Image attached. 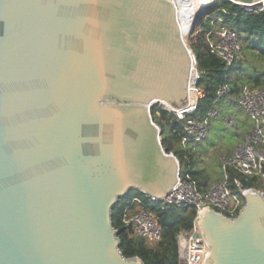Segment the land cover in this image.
<instances>
[{
    "label": "water",
    "instance_id": "obj_1",
    "mask_svg": "<svg viewBox=\"0 0 264 264\" xmlns=\"http://www.w3.org/2000/svg\"><path fill=\"white\" fill-rule=\"evenodd\" d=\"M193 59L171 0H0V264H144L112 212L176 182L151 110L186 106ZM242 198L199 213L204 264H264V196Z\"/></svg>",
    "mask_w": 264,
    "mask_h": 264
},
{
    "label": "built area",
    "instance_id": "obj_2",
    "mask_svg": "<svg viewBox=\"0 0 264 264\" xmlns=\"http://www.w3.org/2000/svg\"><path fill=\"white\" fill-rule=\"evenodd\" d=\"M258 1L262 4L261 8L253 12L264 10V0ZM208 20H210V29L204 35L207 53L223 65V80L216 89V99L213 102L215 107L210 109L204 117L195 116L205 93L197 86L198 77L203 72H198L194 57V74L187 89L186 106L180 109L163 107L180 125L173 133L179 138L182 149L181 158L187 163L183 167L182 161L170 153L177 162L178 170L176 182L167 195L161 199L143 194L144 199L133 197L121 214V223L130 238L140 239L147 245L154 246L162 239V229L156 216L147 210L148 207L159 204L162 210H169L172 207L193 209L196 215L191 228L181 230L175 239L176 264H204L209 249L197 225L201 211L211 208L227 218H235L243 206L242 195L246 189H249L245 188L243 183L250 179L259 183L258 191L264 196V87L243 86L237 96L236 107L245 113L252 126L241 135L235 146L219 155L222 177L211 182L203 190L192 177L195 169L189 160L190 154L195 152V145L207 138L211 120L219 116L216 107L220 101L229 99L231 94L229 79L233 74V65L241 58L239 35L220 26L222 23L220 18L215 21L211 18ZM190 94L193 95V99H190ZM224 123L227 127H235L232 119L224 118ZM229 170L243 180L242 182L240 178L234 177L233 190L229 188Z\"/></svg>",
    "mask_w": 264,
    "mask_h": 264
},
{
    "label": "trees",
    "instance_id": "obj_3",
    "mask_svg": "<svg viewBox=\"0 0 264 264\" xmlns=\"http://www.w3.org/2000/svg\"><path fill=\"white\" fill-rule=\"evenodd\" d=\"M216 17L222 20L220 26L236 32L241 41V58L233 65V74L229 79L231 94L229 99L222 100L218 104H234L243 86L251 88L264 87V10L258 12H248L243 8L227 1L217 0ZM210 29V20L203 22V40L192 48L199 75L197 86L205 93L204 99L199 103L196 117H204L206 113L214 108L216 99V89L223 80V65L213 56L208 55L207 47L204 43V35ZM196 48V49H194ZM153 122L158 125L162 135V146L167 153H172L176 158L182 156V149L179 145V138L173 131L180 127L174 120L173 115L160 106H154L151 110ZM179 145V148L177 146ZM191 164L194 165L193 155L190 154ZM199 176H203L202 178ZM192 177L198 182V186L203 190L209 180L207 175L194 171ZM229 188L234 189L232 179L237 176L229 170ZM245 188L259 190V183L253 179L244 182ZM133 197L144 196L139 192H130L126 197L120 199L112 212V222L118 232L121 241L120 251L126 258L138 257L144 264H176L177 247L176 236L181 230L191 228L195 219L193 209L170 208L162 210L159 204H152L147 208L154 214L162 229V239L154 246L147 245L143 240L130 238L121 223V214L127 203Z\"/></svg>",
    "mask_w": 264,
    "mask_h": 264
},
{
    "label": "rangeland",
    "instance_id": "obj_4",
    "mask_svg": "<svg viewBox=\"0 0 264 264\" xmlns=\"http://www.w3.org/2000/svg\"><path fill=\"white\" fill-rule=\"evenodd\" d=\"M216 1L213 2L207 8L208 14L201 20L200 24H198L194 29L189 38L186 39L187 46L192 50L193 47L197 46V43L203 40L202 35V24L206 22L208 19H212L213 21L217 20L216 17ZM211 20V21H212ZM217 24V23H216ZM218 26V25H216ZM196 49V48H194ZM219 111V116L216 119L211 120L209 130H208V138L201 145V150H205L209 152V156L205 159V162H202L203 165H200V170L203 172H207V176L209 180L214 181L222 177V171L220 166L217 164L216 156L219 151H222L224 147H228L233 144L232 137L237 131L244 130L242 125L240 124V119H242L243 111L238 109L236 106H228V104H220L216 107ZM224 118L232 119L235 123V127H227L224 123ZM244 122V121H243ZM178 148L179 145L177 144ZM210 154H212L210 156ZM207 155V153H206ZM194 156V154H193ZM182 161L183 167H185L187 161ZM190 160V159H189Z\"/></svg>",
    "mask_w": 264,
    "mask_h": 264
},
{
    "label": "bare ground",
    "instance_id": "obj_5",
    "mask_svg": "<svg viewBox=\"0 0 264 264\" xmlns=\"http://www.w3.org/2000/svg\"><path fill=\"white\" fill-rule=\"evenodd\" d=\"M176 7V20L184 43L193 32L196 18L215 0H171ZM258 0H253L256 2ZM187 45V44H186ZM190 99L193 95L190 94ZM163 105V104H162Z\"/></svg>",
    "mask_w": 264,
    "mask_h": 264
},
{
    "label": "crops",
    "instance_id": "obj_6",
    "mask_svg": "<svg viewBox=\"0 0 264 264\" xmlns=\"http://www.w3.org/2000/svg\"><path fill=\"white\" fill-rule=\"evenodd\" d=\"M226 104H228V106H236L235 103L234 104H232V103H226ZM242 119L243 120L240 119V124L242 125L241 127H243L244 130L237 131V133L234 134V137H232L233 144L230 145V146H228V147H224L222 151H219L217 153L216 160H217V164H218V166H220V168H221V165H220V161H219V155L222 154V153L228 152L233 146H235V144L237 143V141L240 139L241 135L245 131H247L249 128H251V126H252V123L248 120V118L246 117L245 113L243 114ZM207 138H208V135H207ZM207 138L203 142H201L200 144L195 145V152L193 153L194 154V156H193V160H194L193 167H194L195 171L201 172V174L203 173L204 175H207V172L206 171L203 172L202 170H200V165L202 166L203 165L202 162H205V159L208 158L209 152L208 151L206 152L205 150L204 151L201 150L202 149L201 148V145L207 140ZM206 153H207V155H206ZM211 155L212 154H210V156ZM221 171H222V169H221ZM199 177L202 178L203 176H199ZM216 180H218V179H216ZM216 180H214V181H216ZM211 182H213V181H211V180L208 181L206 183L205 187H207Z\"/></svg>",
    "mask_w": 264,
    "mask_h": 264
}]
</instances>
